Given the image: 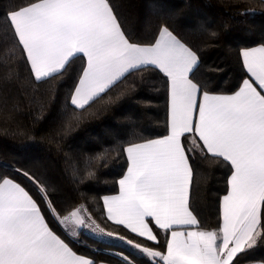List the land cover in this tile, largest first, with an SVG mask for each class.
<instances>
[{"label":"snow or ice","instance_id":"6c2138e0","mask_svg":"<svg viewBox=\"0 0 264 264\" xmlns=\"http://www.w3.org/2000/svg\"><path fill=\"white\" fill-rule=\"evenodd\" d=\"M131 7L0 0V49L10 53L0 59L5 121L25 96H39V123L63 77V103L43 116L58 152L75 128L138 88L162 96L164 109L163 126L152 129L124 115L126 123L97 137L95 155L64 153V168L21 146L0 167V264H105L82 229L124 243L108 254L116 264H264V29L258 38L222 39L224 23L201 14L181 21L189 0L174 9L146 0L137 24ZM212 43L223 55L209 65ZM112 152L119 171L98 186ZM208 169L221 173L222 186L201 204L195 177Z\"/></svg>","mask_w":264,"mask_h":264},{"label":"trees","instance_id":"16d2710c","mask_svg":"<svg viewBox=\"0 0 264 264\" xmlns=\"http://www.w3.org/2000/svg\"><path fill=\"white\" fill-rule=\"evenodd\" d=\"M145 2L146 0H124L125 4L134 5V7L126 9L130 11V20L133 24L143 21L146 13ZM160 2L166 8L174 9L182 5L184 0H160ZM189 2L193 8L191 11H184L180 17L181 21L190 23L197 14H201L215 23H224L227 28L222 33V39L224 36L234 40L258 38L261 30L264 29V7L261 6V0H189ZM245 7L256 11L244 13ZM5 55H10V53L0 49V59H3ZM222 55V46L215 43L210 44L205 49V57L209 65L217 63L218 58H222ZM58 81L56 88L59 96L55 93L52 94L53 100L40 117L39 123H34V118L37 117L39 109V96L32 102L28 96L18 102V108L13 113L14 118L12 120L5 121L3 115L0 114V167L8 162L21 146L28 145L30 151L25 155L40 152L53 167L58 165L59 168H64L65 161L61 159L64 153L83 152L86 155H95L100 151L95 147L97 137L103 136L109 129L120 127L126 123L122 119L124 115H132L138 121L139 130L155 128L157 121H159L160 127L163 126V97L156 98L153 89L145 86L137 89L138 95L121 99L111 110L102 112L84 122L80 127L75 128L61 142L64 151L58 152L56 145L49 144L45 139L48 129L47 122L43 119V116H48L49 111L58 108L63 103L64 93L70 85V80L68 77H63L58 78ZM147 101L151 102L147 103ZM25 131H27V135L24 134ZM104 147L108 148L110 145L105 144ZM91 163L81 159L79 167L87 171L91 168ZM121 163L122 161L117 159V153L112 152L110 158L105 160L102 167L99 168V173H103V175L100 176L98 186L110 182L113 178L112 173L119 171ZM92 170L95 171L96 169ZM220 176L221 173L208 169L195 177L199 185L197 198L201 204L209 203L211 198L216 195L217 188L222 186ZM209 219L214 218L210 217ZM108 227L110 230H118L112 224H109ZM82 236L84 243L93 248L92 254L104 259L105 263L116 264L118 257L108 254L125 251V246L119 243V239L116 240L117 242H110L84 232H82ZM259 254L258 252L257 255Z\"/></svg>","mask_w":264,"mask_h":264},{"label":"rangeland","instance_id":"374dc122","mask_svg":"<svg viewBox=\"0 0 264 264\" xmlns=\"http://www.w3.org/2000/svg\"><path fill=\"white\" fill-rule=\"evenodd\" d=\"M81 231L84 232V233H86V234H89V235H91V236L98 237V235L95 234V233H93L91 230H88V229H82ZM98 238H99V237H98ZM100 239H101V238H100ZM102 240H106V241H110V242H117L116 240H118V239H116V238H111V237H104ZM119 243L122 244L123 246H125L124 243H123L122 241H120Z\"/></svg>","mask_w":264,"mask_h":264},{"label":"crops","instance_id":"0c3cea01","mask_svg":"<svg viewBox=\"0 0 264 264\" xmlns=\"http://www.w3.org/2000/svg\"><path fill=\"white\" fill-rule=\"evenodd\" d=\"M105 264H109V263H105Z\"/></svg>","mask_w":264,"mask_h":264}]
</instances>
